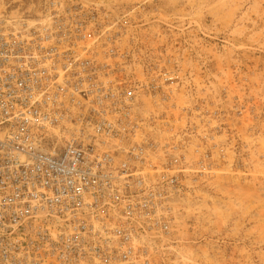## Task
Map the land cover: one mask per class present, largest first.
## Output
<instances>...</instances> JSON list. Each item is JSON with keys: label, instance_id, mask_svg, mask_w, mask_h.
<instances>
[{"label": "built area", "instance_id": "obj_1", "mask_svg": "<svg viewBox=\"0 0 264 264\" xmlns=\"http://www.w3.org/2000/svg\"><path fill=\"white\" fill-rule=\"evenodd\" d=\"M0 8V264H150L151 234L190 173L211 163L150 134L142 96L173 68H144L96 4Z\"/></svg>", "mask_w": 264, "mask_h": 264}, {"label": "rangeland", "instance_id": "obj_2", "mask_svg": "<svg viewBox=\"0 0 264 264\" xmlns=\"http://www.w3.org/2000/svg\"><path fill=\"white\" fill-rule=\"evenodd\" d=\"M39 0H0L30 10ZM122 26L143 70L179 74L169 98L142 96L150 134L212 160L190 173L151 234L150 264H264V0H83ZM35 10V8H34Z\"/></svg>", "mask_w": 264, "mask_h": 264}]
</instances>
